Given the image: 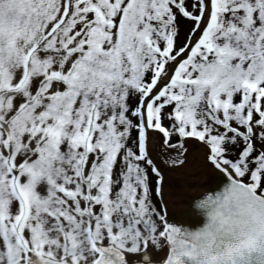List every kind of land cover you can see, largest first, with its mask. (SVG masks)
<instances>
[{
    "label": "snow or ice",
    "instance_id": "snow-or-ice-1",
    "mask_svg": "<svg viewBox=\"0 0 264 264\" xmlns=\"http://www.w3.org/2000/svg\"><path fill=\"white\" fill-rule=\"evenodd\" d=\"M0 264H264V0H0Z\"/></svg>",
    "mask_w": 264,
    "mask_h": 264
},
{
    "label": "water",
    "instance_id": "water-1",
    "mask_svg": "<svg viewBox=\"0 0 264 264\" xmlns=\"http://www.w3.org/2000/svg\"><path fill=\"white\" fill-rule=\"evenodd\" d=\"M198 174L200 175V181L195 191L183 202L181 209L168 218L169 222L179 226L187 227L190 230H195L199 227H202L203 223L205 224L208 219L206 210L204 209L203 213L200 214L202 217L201 220L204 222H201L200 218L198 217L199 215L192 209V206L194 207V201H196L197 198L203 197L205 193L208 192H211L212 195H215L217 192H219L223 183H225V185L227 184L219 175H215L216 172L214 174L211 169L205 173ZM200 184L202 185L200 186ZM212 184L213 187H211ZM212 189H214V194Z\"/></svg>",
    "mask_w": 264,
    "mask_h": 264
},
{
    "label": "bare ground",
    "instance_id": "bare-ground-1",
    "mask_svg": "<svg viewBox=\"0 0 264 264\" xmlns=\"http://www.w3.org/2000/svg\"><path fill=\"white\" fill-rule=\"evenodd\" d=\"M194 155L195 152L191 151L189 162L187 164L188 166L185 165V169H190L189 173L186 174L187 176L179 171L178 174H180V177L175 178L174 173H169L171 189L168 196V218L177 213L181 209L183 202L195 191L198 186L197 182L198 180L200 181V175L198 173H205L209 170L206 169L204 161L201 160V157L198 158ZM219 176L223 179L222 175Z\"/></svg>",
    "mask_w": 264,
    "mask_h": 264
},
{
    "label": "rangeland",
    "instance_id": "rangeland-1",
    "mask_svg": "<svg viewBox=\"0 0 264 264\" xmlns=\"http://www.w3.org/2000/svg\"><path fill=\"white\" fill-rule=\"evenodd\" d=\"M185 27H187V26H185ZM192 151L193 152H195V157H198V158H200L201 157V160L202 161H204V157H203V152H202V150L200 149V148H198V147H193V149H192ZM203 163V162H202ZM186 166H188V165H186ZM189 170L190 169H185V167L182 169V170H179L180 172H182V173H184V175H186L187 173H189ZM178 171V172H179ZM178 172H174V177L175 178H177V177H180L179 175L180 174H178ZM173 173V172H172ZM187 176V175H186ZM195 179V178H194ZM170 180V179H169ZM197 183H199V180H198V182Z\"/></svg>",
    "mask_w": 264,
    "mask_h": 264
},
{
    "label": "clouds",
    "instance_id": "clouds-1",
    "mask_svg": "<svg viewBox=\"0 0 264 264\" xmlns=\"http://www.w3.org/2000/svg\"><path fill=\"white\" fill-rule=\"evenodd\" d=\"M211 193H205V195L203 197L197 198L196 201H194V206H196L197 208H201V209H205L206 210V215H207V207L205 206V201L207 200L208 196Z\"/></svg>",
    "mask_w": 264,
    "mask_h": 264
}]
</instances>
